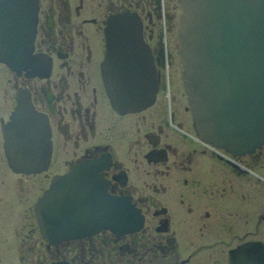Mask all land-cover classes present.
I'll return each mask as SVG.
<instances>
[{"label": "flooded vegetation", "instance_id": "obj_1", "mask_svg": "<svg viewBox=\"0 0 264 264\" xmlns=\"http://www.w3.org/2000/svg\"><path fill=\"white\" fill-rule=\"evenodd\" d=\"M174 10L173 0H37L28 67L0 62V264H230L241 245L264 244V145L235 156L191 138ZM123 13L141 21L156 99L119 113L100 67L107 24ZM103 105L111 117L98 116ZM22 106L51 130L50 161L37 174L14 170L5 150L4 129ZM71 173V203L60 186L54 211H38Z\"/></svg>", "mask_w": 264, "mask_h": 264}, {"label": "water", "instance_id": "obj_2", "mask_svg": "<svg viewBox=\"0 0 264 264\" xmlns=\"http://www.w3.org/2000/svg\"><path fill=\"white\" fill-rule=\"evenodd\" d=\"M196 1L200 4L199 10L192 7L191 13L194 16L192 26L198 37L201 75L198 96L200 104L204 103L203 117L214 127L224 128L232 139L234 136L250 142L257 138L261 144L264 142V0ZM179 3L183 5V0ZM7 4L8 0H2L0 6V59L4 61L8 59L3 52L15 58L28 52L33 18L31 12L23 16L17 14L20 9H16L14 15H8ZM121 26L111 27L107 37V42L110 38L112 41L108 47L110 59L116 60L119 67L125 62L130 65L133 60L124 54H130L132 49L122 37ZM126 48L129 51L126 52ZM118 75L119 80L110 74L120 83L122 102H129L135 97L140 82L130 70ZM21 117L12 118L7 130L8 135L14 131L17 136L14 141L16 153L11 159L17 167L26 169L32 161L29 152L36 147L33 141L39 138L41 131L35 122H26ZM232 122L241 127L240 134L234 131ZM249 124L253 125V131H249ZM230 143L227 141L228 146ZM55 187H51V197H55Z\"/></svg>", "mask_w": 264, "mask_h": 264}, {"label": "bare ground", "instance_id": "obj_3", "mask_svg": "<svg viewBox=\"0 0 264 264\" xmlns=\"http://www.w3.org/2000/svg\"><path fill=\"white\" fill-rule=\"evenodd\" d=\"M24 4H25V8L22 11V14L25 15L27 12H31V14L34 15V20L36 21L37 0H24ZM199 5L200 4L196 0H185V1L183 0V5H182L183 14H182V30H181V33L183 34L184 49H183V54H180V56H181V61L183 62L182 67L184 68L183 78L186 79L187 93L189 94V97H190L189 102L191 103V107L189 108V110H190V114H191L192 121H193L192 125L194 126V130H195V125L197 126L198 134L201 135L198 137L204 142V144L205 143L212 144L213 146H215L217 148H222V149H225L226 151H230V152H233V153H236L239 155H244L246 153H252L258 147L262 146L264 144V142L259 144V140L257 138L252 139L250 142L246 141V139H241V138L234 137V136L232 139V136L229 135V133H227V131L224 128H222L220 126L214 127L210 121H207L205 119V117H203V113H202L203 108L202 107H203L204 103L200 104L201 101L199 100V96H198L199 95L198 86H201V75H200L199 70H198L199 65H200V57H199V53H198L199 48H198V42H197L198 37L194 31V26H192L194 24L193 23V21H194L193 17L194 16L191 13V11H192L191 8L196 6V8L199 10ZM110 20H112V21L110 22V24L107 26V28L105 30L106 40H107L108 34H111L110 33L111 27L114 28V27L122 24V26L120 27V32H122V37L124 38V40L127 41L128 43H130L135 49L137 46V50L140 53L144 52L146 56L151 54L150 49H146V47L143 46L144 41L142 39V36L137 31L132 30L134 27V24L132 26H130L132 19H131L129 13H123L121 15L114 16ZM132 23H133V21H132ZM140 28H142L141 23H140ZM111 43H112V41L110 38L108 40V45H109L108 47H110ZM127 51H129V50L126 48V52ZM3 53L6 54V59H9L13 62V66H15L17 68H24L26 66L28 67V64L25 63L26 57L28 56V52H25V54H23V56L21 58L9 57L8 52H3ZM124 54L126 55V58L128 55H130L129 57L131 59H132L131 56L136 57L133 50L130 54L129 53L128 54L124 53ZM148 58L149 59H147L146 66L141 65L139 62H137L136 59H134L130 62V65L127 62H125V63H123L122 67H119L117 65L116 60H114L113 58L110 59V53H109L108 61L105 63L102 62V64H101L102 67H100L102 70V77L104 79L105 85L107 84V86L111 92L109 94L110 95L109 99L111 101V104L114 106V108L119 113H123V111H129V112L137 111V109H140L137 107L144 108V107H146L150 104H153L155 102V99L154 98L152 99V97H151L152 95L147 96L148 93L156 92V89L153 90V86H154L153 83L154 82L152 81V74H151L153 72L154 68L153 67H150L152 69L148 68L147 65L152 63L151 62L152 60L150 61V57H148ZM109 61H111L113 63V65L115 66L114 68L110 67V65H108ZM114 69H115V72H114ZM126 70L133 71V73L136 74L138 77H145L144 78L145 83H142V81L141 82L139 81L140 87L134 92L135 97L132 98L131 101L123 103L122 101H124V100L122 99L121 93L119 91V89H121L120 83H119V85H117L116 84L117 81L113 80L111 78L110 74L115 75V77H119L118 73L122 75V72L123 71L125 72ZM148 80H150L151 85L149 84V82H148V84H146V82ZM148 89L151 90L152 92L151 91L149 92ZM221 107H222V105L219 106L218 108H221ZM133 108H136V109H133ZM226 114L229 115V112L227 111ZM19 116H22L21 118L24 117L26 122H31V123L35 122L38 125V130L41 131V133L44 132V127L47 128V126H48L47 121H45L46 119H44L43 116H41L34 109H31L28 106L20 107L18 109V112H16V114L14 115L13 120L15 118H18ZM232 123H233L232 126H233L234 131L236 133L240 134L241 133V127L238 125V123H234V122H232ZM241 125H243V123ZM227 127H230V125H227ZM49 129H50V126L48 127V131L45 133L46 136L44 135L45 136L44 138L41 136V133H40L39 138L37 140L35 139L33 141V144L36 145V147L33 146L31 148V151L29 152V154H30L29 157L32 158V161H31V164L30 163L28 164V167L26 169H23L22 167L21 168L17 167L16 164L14 163L15 161L12 160L13 161V164H12L13 167L17 168L20 173L22 172V173L37 174V173L42 172L43 169L48 166L49 162L46 163L48 160L47 154H45L46 157L44 154H42V158H41L39 152L41 150L46 151V147H48L49 144H51V142H50L51 141L50 140L51 130H49ZM253 130H254L253 125L249 124V131H253ZM100 133L102 134V131ZM4 136H5V141H6L5 142L6 154L8 156H10V158H11L12 155L14 153H16L14 141H17V136H16V133L14 131H12L11 134L8 135L7 127L4 129ZM47 136H48V139H47ZM229 140L231 141L230 146L227 145V141H229ZM41 142H44V145H45L44 147H43V145L42 146L38 145ZM160 154H162V153H160ZM35 162H37V163L35 164ZM32 164H34V165H32ZM75 176L76 175L74 173H71L70 177L66 176L64 178H58V179L56 178L53 181V185L64 186L71 179L75 178ZM114 207H115V205H114ZM123 208H125V207H123ZM38 211H39V209H38ZM120 213H121V211H120ZM143 225H144V223H143ZM94 227H95V225H94ZM241 246H243V245H241ZM243 248H245L244 250L249 249L250 251H247V252H244L241 254H238V252L235 251V255H233V256L230 255V258H229L230 264H264V247L261 245V243H248L247 245L244 244ZM238 249H239V247L237 248V250Z\"/></svg>", "mask_w": 264, "mask_h": 264}, {"label": "rangeland", "instance_id": "obj_4", "mask_svg": "<svg viewBox=\"0 0 264 264\" xmlns=\"http://www.w3.org/2000/svg\"><path fill=\"white\" fill-rule=\"evenodd\" d=\"M174 1V6H175V13L177 14V17H176V21H174L175 20V15H174V18H173V20H171L172 22H173V26H172V29L174 30V35H175V41H173V43L175 44V48H174V50H175V52H173L174 54H175V57H174V60L176 61L177 60V64H178V67H180V69H181V71H182V69H183V71H184V68L182 67V65H183V62L181 61V56H180V54H183V49H184V45H183V34L181 33V30H182V14H183V12H182V4L180 5V3H179V0H173ZM87 9H89V11H91V7H89V6H87ZM129 15H130V17H131V19H132V21H133V23H132V21H131V26L134 24V27H133V29L132 30H134V31H137L138 33H139V30L141 29L140 28V23H141V21L139 20V19H135V18H133L132 17V15L129 13ZM113 20V19H112ZM112 20H109V22H108V24H107V26L110 24V22L112 21ZM170 24V23H169ZM136 29V30H135ZM166 32H169V34H170V29L167 27L166 28ZM142 36V35H141ZM108 42H107V40H106V51H105V56H104V59H103V62L105 63V62H107L108 61V58H109V53H108ZM143 46H145L146 47V49H149L148 47H147V45L143 42ZM136 49H137V46H136ZM148 57H150V61H151V54L150 55H147V57L146 58H148ZM174 62V61H173ZM15 64V63H14ZM141 65H145L146 66V64L142 61V63H140ZM108 65H110V67H115L114 65H113V63L111 62V61H109V63H108ZM148 66V68L149 69H152V68H150V67H153L154 68V66H153V64L152 63H150V64H148L147 65ZM182 67V68H181ZM80 68V67H79ZM81 69H83L84 71H85V75H88V72L90 73V75L93 77V73H91L90 71L91 70H93V68H89V66L87 65V64H84L82 67H81ZM95 69V68H94ZM89 70V71H88ZM154 71H155V69H153V72L152 73H154ZM114 72H115V69H114ZM153 75V74H152ZM179 77H180V74H179V76L177 75V80L178 81H180L181 82V90H179V92L181 93V92H183L184 91V96H185V98L186 99H184V102H185V104H187V106H188V110H189V108L191 107V103L189 102V94L187 93V88H186V79L185 78H180L179 79ZM117 79H118V77H117ZM119 80V79H118ZM148 82H149V84L151 85V82H150V80H148L147 82H146V84H148ZM142 83H145V81H143ZM91 84H92V86H94V87H96V85H95V83L91 80ZM117 85H119V81H117V83H116ZM182 84H183V86H182ZM147 88V87H146ZM96 89H97V87H96ZM99 89V88H98ZM149 90V89H148ZM151 90H149V92H150ZM152 92V91H151ZM84 97L86 96V94H82ZM152 95V96H151ZM156 92H153V93H148L147 94V96H151L152 97V99L154 98V99H156ZM3 98V96H0V100ZM188 98V99H187ZM115 109V108H114ZM178 109H179V105H178ZM151 112H154L155 113V115H156V117H157V112H158V109H157V106H156V108H153V109H151ZM189 113H190V110H189ZM100 115H103V116H109V117H111L110 116V114L107 112V110H106V107L103 105V108L98 112V116H100ZM191 115V114H190ZM187 117V116H186ZM185 117V118H186ZM190 118H191V120H192V117L190 116ZM189 122L191 123V121L189 120ZM48 126H47V128H45L44 127V132L43 133H41V136L44 138L46 135H45V133L48 131V127H49V124H47ZM100 129H98V134L100 135L101 133V131H102V136L103 135H107L106 134V127L104 126V128L102 127V126H100L99 127ZM196 133V134H195ZM45 135V136H44ZM100 135V136H101ZM51 136V135H50ZM190 136H191V138L192 139H197V140H199L200 141V138L198 137V136H201L200 134H198V131H197V126L195 125V132L193 131V132H191V134H190ZM39 146H42L43 145V147L45 146L44 145V142H41V143H39L38 144ZM264 145V144H263ZM261 147V146H260ZM260 147H258L257 149H259ZM256 149V150H257ZM50 150H51V144H49V146L48 147H46V151H47V162L46 163H48L49 161H50ZM46 151H40L39 152V154H40V156H41V158H42V154H44ZM228 153H230V154H232V155H235V156H239V154H236V153H233V152H230V151H227ZM255 200L256 199H254V203H255ZM256 243H258V242H256ZM261 245L264 247V244L263 243H261ZM244 246V245H243ZM243 246H241L239 249H241V248H243ZM239 249L237 250V252H239ZM245 249V248H244ZM245 251V250H244ZM246 252H247V250H246ZM233 255V254H232Z\"/></svg>", "mask_w": 264, "mask_h": 264}]
</instances>
